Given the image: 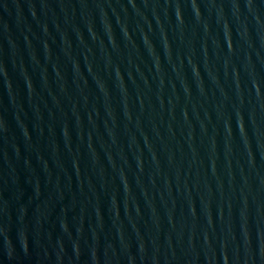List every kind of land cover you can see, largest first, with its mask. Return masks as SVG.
<instances>
[{
	"label": "water",
	"instance_id": "obj_1",
	"mask_svg": "<svg viewBox=\"0 0 264 264\" xmlns=\"http://www.w3.org/2000/svg\"><path fill=\"white\" fill-rule=\"evenodd\" d=\"M0 264H264V0H0Z\"/></svg>",
	"mask_w": 264,
	"mask_h": 264
}]
</instances>
